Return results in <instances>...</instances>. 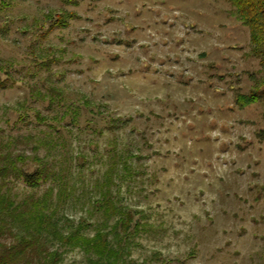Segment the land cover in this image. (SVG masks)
Instances as JSON below:
<instances>
[{"label": "rangeland", "instance_id": "rangeland-1", "mask_svg": "<svg viewBox=\"0 0 264 264\" xmlns=\"http://www.w3.org/2000/svg\"><path fill=\"white\" fill-rule=\"evenodd\" d=\"M262 84L225 0H0V244L44 213L128 264H264V104L235 102Z\"/></svg>", "mask_w": 264, "mask_h": 264}, {"label": "trees", "instance_id": "trees-1", "mask_svg": "<svg viewBox=\"0 0 264 264\" xmlns=\"http://www.w3.org/2000/svg\"><path fill=\"white\" fill-rule=\"evenodd\" d=\"M233 9L237 20L250 31V40L253 45V53L264 66V0H225ZM75 13H61L59 15H48L47 22L50 24L49 31L55 28L67 27L69 21L77 19ZM47 65V64H46ZM236 105L242 109L257 103L264 104V84L258 85L249 94L238 93L235 96ZM9 169L3 167L1 173H8ZM17 176L25 181L29 186H35L44 176L41 170L28 174L22 171H16ZM1 206L5 201L0 198ZM0 206V208H2ZM36 208H39L36 206ZM5 209V208H4ZM2 211V212H1ZM0 209V215L3 214ZM7 215V214H6ZM31 221L27 223L29 231L27 237L23 236L21 240L12 245L0 244V264H59L60 254L58 251L49 250V242L44 233L54 236L61 244L80 248L85 252L94 253L99 259L104 260L106 264H128L124 261L122 250L114 249L108 241V233L98 231L95 236L88 238L78 233H69L63 236L54 228V224L47 215H33ZM132 217L128 220H121L116 224L127 232L131 227ZM3 228L0 227V236Z\"/></svg>", "mask_w": 264, "mask_h": 264}]
</instances>
